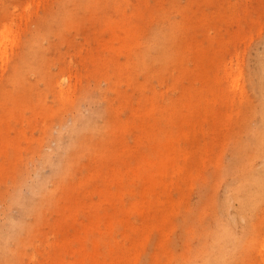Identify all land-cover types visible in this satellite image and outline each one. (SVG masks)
Instances as JSON below:
<instances>
[{
	"label": "rangeland",
	"instance_id": "obj_1",
	"mask_svg": "<svg viewBox=\"0 0 264 264\" xmlns=\"http://www.w3.org/2000/svg\"><path fill=\"white\" fill-rule=\"evenodd\" d=\"M0 264H264V0H0Z\"/></svg>",
	"mask_w": 264,
	"mask_h": 264
},
{
	"label": "bare ground",
	"instance_id": "obj_2",
	"mask_svg": "<svg viewBox=\"0 0 264 264\" xmlns=\"http://www.w3.org/2000/svg\"><path fill=\"white\" fill-rule=\"evenodd\" d=\"M245 156V154H242V152L240 153V157H243ZM252 180L253 179H257L259 177V175H252ZM224 259V256H223V253L221 251L217 252L216 253V258H215V261L216 262H221L222 260Z\"/></svg>",
	"mask_w": 264,
	"mask_h": 264
}]
</instances>
